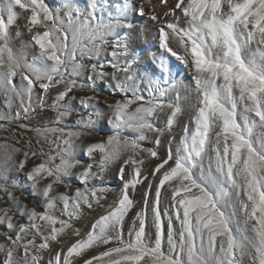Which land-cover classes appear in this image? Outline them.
<instances>
[{"label":"rangeland","instance_id":"374dc122","mask_svg":"<svg viewBox=\"0 0 264 264\" xmlns=\"http://www.w3.org/2000/svg\"><path fill=\"white\" fill-rule=\"evenodd\" d=\"M64 262L264 264V0H0V264Z\"/></svg>","mask_w":264,"mask_h":264},{"label":"bare ground","instance_id":"6f19581e","mask_svg":"<svg viewBox=\"0 0 264 264\" xmlns=\"http://www.w3.org/2000/svg\"><path fill=\"white\" fill-rule=\"evenodd\" d=\"M136 179H137V176H136ZM136 179H135V180H136ZM129 181H130V183H131L132 180H129ZM136 182H137V181H136ZM132 183H133V182H132ZM137 185H138V184H137ZM137 185H136V186H137ZM130 186H131V184H130ZM132 188H133V187H132ZM134 189H135V188H134ZM127 197H128V196H127ZM128 202H129V201H128ZM125 207H126V206H125ZM127 210H128V209H127ZM122 213H124V212H122ZM118 215H119V214H118ZM124 215H125V214H124ZM97 216H98V215H97ZM114 217H115V216H114ZM121 217H122V215H121ZM98 219H99V218H98ZM98 219H97V220H98ZM100 219H101V218H100ZM121 220H122V219H121ZM114 223H115V222H114ZM127 223H128V222H127ZM127 223L125 222V224H127ZM99 224H100V223H99ZM112 224H113V223H112ZM113 225H114V224H113ZM94 227H95V226H94ZM106 227H107V226H106ZM118 227H120V225H119ZM124 227H125V226H124ZM124 227H123V228H124ZM92 228H93V227H92ZM98 228H99V227H97V229H98ZM100 228H101V227H100ZM113 228H114V227H113ZM113 228H112V229H113ZM116 228H117V227H116ZM120 228H121V227H120ZM120 228H119V229H120ZM123 228H122V229H123ZM90 229H91V228H90ZM95 229H96V228H95ZM110 229H111V228H110ZM99 230H100V229H99ZM99 230H98V232H99ZM120 230H121V229H120ZM91 231H92V230H91ZM94 232H95V231H94ZM108 233H109V232H108ZM95 234H97V233L95 232ZM98 234H99V233H98ZM100 234H101V233H100ZM100 234H99V237H101ZM110 234H111V232H110ZM101 235H102V234H101ZM108 236H110V235H108ZM95 237H96V236H95ZM103 237H104V236H103ZM84 240H85V239H84ZM146 241H147V240H146ZM68 242H69V241H68ZM68 242H67V243H68ZM91 242H92V240H91ZM91 242H90V243H91ZM67 243H66V244H67ZM93 243H94V242H93ZM95 243H96V240H95ZM80 244H81V243H80ZM62 246H63V245H62ZM77 246H78V245H77ZM77 246H76V247H77ZM74 247H75V246H74ZM74 247H73V248H74ZM66 248H67V247H66ZM73 248H72V249H73ZM77 248H78V247H77ZM87 248H89V247H87ZM85 249H86V248H85ZM66 252H67V251H66ZM67 253H68V252H67ZM64 256H65V255H64ZM67 257H68V256H67ZM71 257H72V256H71ZM65 258H66V257H65ZM92 260H93V259H92ZM23 261H24V260H23ZM64 261H65V260H64ZM67 261L70 262L71 260H69V258H68V260H66V262H67ZM64 264H65V262H64ZM66 264H68V263H66ZM69 264H70V263H69Z\"/></svg>","mask_w":264,"mask_h":264}]
</instances>
